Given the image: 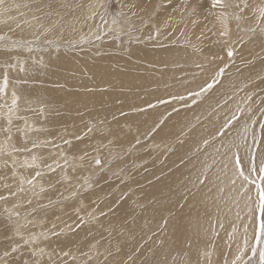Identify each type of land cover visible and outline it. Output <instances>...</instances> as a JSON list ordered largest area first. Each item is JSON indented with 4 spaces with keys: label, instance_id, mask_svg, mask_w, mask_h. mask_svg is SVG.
I'll list each match as a JSON object with an SVG mask.
<instances>
[{
    "label": "rangeland",
    "instance_id": "1",
    "mask_svg": "<svg viewBox=\"0 0 264 264\" xmlns=\"http://www.w3.org/2000/svg\"><path fill=\"white\" fill-rule=\"evenodd\" d=\"M76 2L0 3V264H261L264 0Z\"/></svg>",
    "mask_w": 264,
    "mask_h": 264
},
{
    "label": "snow or ice",
    "instance_id": "2",
    "mask_svg": "<svg viewBox=\"0 0 264 264\" xmlns=\"http://www.w3.org/2000/svg\"><path fill=\"white\" fill-rule=\"evenodd\" d=\"M187 2V0H186ZM0 3H3V0H0ZM241 5H243V7H241ZM101 7H103V5H101ZM210 8L211 9H219L221 11H219L218 15H217V20L220 22V24L223 27V31L221 32V35L226 36L228 34V19L231 16L233 19H235L237 22H239L242 17L236 13L233 12H228L225 11L227 9H237L239 12H244L245 9L249 8V4L247 3V0H239V3L236 2V0H210ZM253 13L256 16L257 19H259L260 21L264 22V6H258L255 9H253ZM117 21H113V23H116ZM239 26V24H238ZM262 32H264V28L261 29ZM233 50L231 48L228 49L227 55L229 56V58H231L233 56ZM8 85V80L7 77L5 76L3 79V86H0V93H4L6 88ZM212 85H209L208 87L210 88ZM12 108H15L17 105V98L15 93H13L12 95ZM11 111V109H10ZM11 121L9 120V123ZM262 128H264V125H261ZM89 131H91V129H89ZM79 139V137H77ZM65 143H70V141H65ZM33 164H35V160L36 157H33ZM253 163L251 166V171L256 172L257 168L256 165L254 163V154H253ZM97 164H99V160L96 161ZM31 166V165H30ZM50 167V166H49ZM235 167L237 170L240 169L241 167V162L239 159L236 160L235 163ZM258 173H259V179L261 181V183L256 184V190L259 194V203H258V210L261 213L262 216H264V160H261L260 165H259V169H258ZM36 176L40 175V172H36L35 174ZM237 175L239 177H242L245 181L249 180V177L246 176L244 174L243 171H238ZM29 183H31V180L29 181ZM233 183H235V180H233ZM249 211H251V209H249ZM222 226V225H221ZM259 234L261 236H264V220L260 221L259 224ZM13 251H16L15 248H13ZM67 254V253H65ZM260 260H261V264H264V252H261L260 254Z\"/></svg>",
    "mask_w": 264,
    "mask_h": 264
},
{
    "label": "bare ground",
    "instance_id": "3",
    "mask_svg": "<svg viewBox=\"0 0 264 264\" xmlns=\"http://www.w3.org/2000/svg\"><path fill=\"white\" fill-rule=\"evenodd\" d=\"M78 2H81V0H78ZM78 2H76V3H78ZM69 4H70V2H69ZM141 4V3H140ZM85 5V4H84ZM98 5H100V4H98ZM192 5H193V3H192ZM70 6V5H69ZM133 6V5H132ZM191 6V5H190ZM139 7H142L141 5H139ZM192 7V6H191ZM101 8V7H100ZM125 8V7H124ZM193 8V7H192ZM86 9V8H85ZM126 9V8H125ZM142 9V8H141ZM130 10H132V9H129V11ZM152 11V10H151ZM151 11H149V12H145V14H146V16H149L150 15V12ZM133 12H135V11H133ZM150 21H152L151 22V24L152 25H154L155 27V29H157V26H158V21H157V19H154V17L152 18V20H150ZM216 21V20H215ZM102 26V25H101ZM77 28V27H76ZM83 28H84V26H83ZM15 33V32H14ZM30 36V35H29ZM15 37V36H14ZM33 37V36H32ZM38 37V36H37ZM91 39V38H90ZM6 40H8V39H6ZM262 40V39H261ZM13 41V40H12ZM15 42V41H14ZM6 47V46H5ZM11 48V47H10ZM104 49V48H103ZM208 49V48H207ZM206 49V51H208ZM14 51V50H13ZM183 51V50H182ZM188 52H189V54H190V60L191 61H196V60H200L201 58H198V57H195V56H191V54H192V52H193V50H188ZM26 53V52H25ZM167 53V52H166ZM183 53H184V51H183ZM23 54V53H22ZM157 54V53H156ZM196 54V53H195ZM194 54V55H195ZM187 55V54H186ZM158 56V55H157ZM179 56V55H178ZM183 56V55H182ZM167 57V56H166ZM173 57H176V55L175 56H173ZM159 58H161V57H159ZM163 58V57H162ZM172 58V57H171ZM186 58V57H185ZM187 58H189V56H187ZM176 59V58H175ZM24 60V59H23ZM177 60V59H176ZM182 60H183V58H182ZM158 61V60H157ZM171 61V60H170ZM173 61V60H172ZM167 62V61H166ZM179 63H181V62H179ZM205 63H207V61H205ZM6 64V63H5ZM168 64V63H167ZM173 64V63H172ZM179 65V64H178ZM171 67V66H170ZM173 67V66H172ZM156 71H159V70H156ZM19 73V72H18ZM159 73V72H158ZM149 74H147V76H148ZM136 76H139V75H135V79H136V82H137V84L135 85V87L134 88H137V89H134L133 88V90H138V89H141V88H139V85H144L145 83H146V79H144V77H141V78H138V77H136ZM149 78V77H148ZM13 81V80H12ZM108 81L110 82L111 81V77L109 76L108 77ZM3 83V82H2ZM0 86H2V85H0ZM17 88V87H16ZM13 90V89H12ZM143 90V89H142ZM171 98V97H170ZM204 104V103H203ZM207 105V104H206ZM86 108V107H85ZM193 109V108H192ZM88 110V109H87ZM188 110V109H187ZM191 110V109H190ZM194 111V110H193ZM200 112V111H199ZM121 123V122H120ZM209 147V146H208ZM213 148V147H212ZM160 149V148H159ZM12 151V150H11ZM203 154H198L196 157H193V158H191L190 159V161L188 162V163H186L184 166H182L180 169H179V171L180 170H183V176L184 177H188V180H191L192 178H193V173H192V170L191 171H188V172H186L184 169L186 168V167H188L189 165H191V161H193V163L194 162H196L201 156H202ZM63 156H64V154H63ZM142 159V158H141ZM143 160V159H142ZM196 160V161H195ZM9 163V162H8ZM142 163V162H141ZM4 166V165H3ZM178 171V172H179ZM174 179V178H173ZM176 179V178H175ZM174 181V180H173ZM176 182V181H175ZM173 183V182H172ZM170 185V184H169ZM200 186V184L198 183V184H196V186H195V188H197L198 189V187ZM203 187V186H202ZM168 194H170V193H168ZM167 194V195H168ZM166 195V196H167ZM171 195H169V196H167V197H170ZM163 197H165V195L163 196ZM193 197H195L194 195H192L191 197H190V200H191V198H193ZM189 200V201H190ZM130 218V217H129ZM128 218V219H129ZM127 219V220H128ZM128 227H129V225H128ZM258 234V233H257ZM73 239V238H72ZM210 249V248H209ZM41 251V250H40ZM179 251V250H178ZM212 252V251H211ZM184 253V252H183ZM212 253H214V252H212ZM216 253V252H215ZM210 255V254H209ZM216 255V254H215ZM209 257V256H208ZM211 258V257H210ZM211 259H213V258H211Z\"/></svg>",
    "mask_w": 264,
    "mask_h": 264
}]
</instances>
